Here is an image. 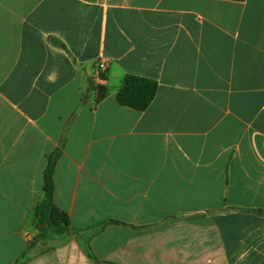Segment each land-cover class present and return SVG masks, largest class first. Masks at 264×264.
I'll list each match as a JSON object with an SVG mask.
<instances>
[{"label":"crops","instance_id":"obj_1","mask_svg":"<svg viewBox=\"0 0 264 264\" xmlns=\"http://www.w3.org/2000/svg\"><path fill=\"white\" fill-rule=\"evenodd\" d=\"M0 264H264V0H0Z\"/></svg>","mask_w":264,"mask_h":264},{"label":"trees","instance_id":"obj_2","mask_svg":"<svg viewBox=\"0 0 264 264\" xmlns=\"http://www.w3.org/2000/svg\"><path fill=\"white\" fill-rule=\"evenodd\" d=\"M57 44L64 48L63 44ZM158 87V83L152 79L127 75L117 93V101L120 105L133 110L145 111L155 99ZM54 169L55 160H51L45 173V200L36 211L39 235L35 239V243L43 240L48 232L56 234L67 232L71 225L68 215L53 202ZM93 258L96 259L94 256Z\"/></svg>","mask_w":264,"mask_h":264},{"label":"built area","instance_id":"obj_3","mask_svg":"<svg viewBox=\"0 0 264 264\" xmlns=\"http://www.w3.org/2000/svg\"><path fill=\"white\" fill-rule=\"evenodd\" d=\"M105 68H106V65L105 64H100L99 65V73H101V72H103L104 70H105ZM97 80H98V82H100L101 81V77H97Z\"/></svg>","mask_w":264,"mask_h":264},{"label":"water","instance_id":"obj_4","mask_svg":"<svg viewBox=\"0 0 264 264\" xmlns=\"http://www.w3.org/2000/svg\"><path fill=\"white\" fill-rule=\"evenodd\" d=\"M105 93H106V89L103 88V87H101V88L99 89V92H98V98L103 97V96L105 95Z\"/></svg>","mask_w":264,"mask_h":264}]
</instances>
